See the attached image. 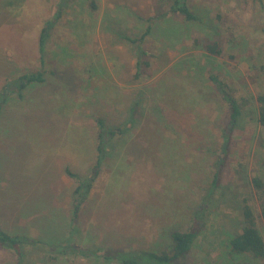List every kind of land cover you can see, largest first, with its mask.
<instances>
[{
  "label": "rangeland",
  "instance_id": "374dc122",
  "mask_svg": "<svg viewBox=\"0 0 264 264\" xmlns=\"http://www.w3.org/2000/svg\"><path fill=\"white\" fill-rule=\"evenodd\" d=\"M186 2L200 22L172 15L156 22L143 45L150 67L135 80V45L122 37L143 33V19L164 9L161 0H0V89L28 72L41 71L46 79L21 101L7 102L0 115L3 230L46 243L159 252L167 249L170 231L194 225L199 234L181 264H263L230 255L227 244L243 225L244 199L264 238L251 186L255 176L264 180V126L257 121V97L264 95V0ZM59 5L62 15L42 65L39 35ZM195 38L221 40L223 56L207 54ZM257 70L262 76L252 82ZM209 75L245 101L211 194L219 129L228 125L229 111ZM96 117L108 129L131 126L109 144L80 218L70 225L76 182L65 169L90 173ZM46 257L33 255L41 259L36 264H107L77 255ZM0 264H15L12 252L0 249Z\"/></svg>",
  "mask_w": 264,
  "mask_h": 264
},
{
  "label": "trees",
  "instance_id": "16d2710c",
  "mask_svg": "<svg viewBox=\"0 0 264 264\" xmlns=\"http://www.w3.org/2000/svg\"><path fill=\"white\" fill-rule=\"evenodd\" d=\"M67 1L62 3L66 5ZM62 5L55 10V15L44 23L39 35L38 53L41 64H44L45 46L50 40L51 31L55 29L58 20L62 15ZM154 16H148L143 19L146 27L139 36H123V40L135 45V57L137 72L134 79L139 80V76L146 73L147 67H150L149 57L151 54L144 49V43L147 37L152 33L153 26L156 22L165 20L167 16L181 17L185 22H200L198 16L188 7L186 0H161L160 7ZM194 43L199 46L207 54L214 57H222L224 46L221 40H200L195 38ZM262 74L259 70L250 75L252 82L259 81L258 78ZM209 80L213 83L220 95L221 101L227 106L229 111V121L227 126L219 129L220 138L222 140L220 148L216 150L215 172L213 173L210 191L211 194L219 187L220 174L229 160V151L233 141L234 129L242 115V108L245 101L236 98L225 83L218 81L216 76L209 75ZM46 81L41 71L28 72L17 77L7 79L0 89V115L7 102L12 99L22 100L24 94L31 86L44 84ZM258 104V123L264 126V95L257 97ZM138 102L134 104L130 111L132 119L136 112ZM131 121V120H130ZM131 122L117 127L108 129L102 118H95L96 136H95V158L87 176H80L72 172L69 168L65 169V173L75 180L76 186L71 193V216L70 225L77 222L80 218V212L83 205L87 202L90 191L94 182L101 174L106 163L109 144L119 136L124 135L130 130ZM251 186L257 194L259 203V219L264 228V180L260 176L251 179ZM209 195V194H208ZM204 209L195 215V218L203 216ZM243 225L236 234L229 238L227 247L229 254L232 256L249 255L253 259L263 262L264 264V238L260 233L257 225V217L251 203L244 199L242 205ZM199 234V230L191 225L187 231L173 230L169 233L170 243L166 250H112L98 249L83 246L81 242H50L46 243L38 238L29 237L25 234H10L0 227V249L12 252L15 257V264H36L41 259H33V255L40 253L48 255V260H56L60 257L68 255H77L86 260H95L107 264H181L191 251L194 242ZM53 255H55L53 257ZM44 262V261H42Z\"/></svg>",
  "mask_w": 264,
  "mask_h": 264
}]
</instances>
